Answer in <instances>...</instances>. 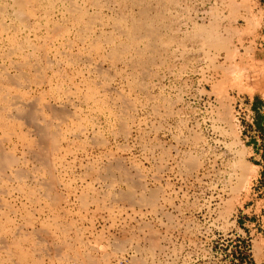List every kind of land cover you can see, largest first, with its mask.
<instances>
[{
  "label": "rangeland",
  "instance_id": "rangeland-1",
  "mask_svg": "<svg viewBox=\"0 0 264 264\" xmlns=\"http://www.w3.org/2000/svg\"><path fill=\"white\" fill-rule=\"evenodd\" d=\"M17 1L0 0V66L31 56L44 67L22 66L29 81L7 90L38 99L44 118L69 95L73 116L57 150L24 155L49 186L29 176L28 196H3L0 264H264L263 175L237 108L264 101V0H20V18ZM75 8L99 17L85 36ZM137 20L153 36L132 39ZM116 45L129 48L108 58Z\"/></svg>",
  "mask_w": 264,
  "mask_h": 264
},
{
  "label": "bare ground",
  "instance_id": "bare-ground-1",
  "mask_svg": "<svg viewBox=\"0 0 264 264\" xmlns=\"http://www.w3.org/2000/svg\"><path fill=\"white\" fill-rule=\"evenodd\" d=\"M22 1V0H21ZM20 0H18L15 4L17 5V12H15V14L17 13L19 18L20 15L22 17V12L24 13V11H22L24 4H22ZM131 2H136L137 0H130ZM14 2V1H13ZM132 2V3H133ZM24 3V2H23ZM115 3V2H114ZM113 3V4H114ZM138 2H136L137 4ZM4 4V3H3ZM14 4V3H13ZM73 4V3H70ZM141 4V3H140ZM162 4V3H161ZM23 5V6H22ZM104 5V4H103ZM152 6V5H151ZM1 10H2V6ZM106 7V6H105ZM136 7V6H135ZM143 7V6H142ZM13 8V7H12ZM149 9V8H148ZM26 10V9H25ZM142 10V9H141ZM70 12L72 10H69ZM74 12H76L77 14L74 16V21L75 24L79 27V29H77L76 31H80L82 32V36H85L86 33L88 32L87 30L90 27H93L92 24L94 22H96L97 24V20L99 19V17L97 15H91L89 14L87 11L85 10H78V8L73 9ZM65 12V11H64ZM141 13V12H140ZM143 13V12H142ZM146 12H144L143 14H145ZM26 14V13H25ZM142 14V15H143ZM25 16H23L24 18ZM72 17V16H70ZM26 18V17H25ZM140 18V17H139ZM1 20V19H0ZM21 20V19H20ZM26 20V19H23ZM145 20V19H143ZM148 20V19H147ZM19 22V21H18ZM17 22V24H18ZM70 22V21H69ZM74 23V22H73ZM95 24V25H96ZM94 25V26H95ZM129 34L132 39L135 38L136 36H138L142 31V33H145L147 35H152L153 32H151V29L147 27V23L145 22H138L137 21H132L129 24ZM76 26V27H77ZM19 27V26H18ZM118 28H120L118 26ZM4 28L2 27V25L0 24V30H3ZM6 29V28H5ZM27 29V27H26ZM42 29V28H41ZM61 29H65L64 28H57L54 32L55 35H61ZM7 30V29H6ZM127 30V29H126ZM248 30V29H247ZM4 31V30H3ZM87 31V32H86ZM92 31V30H91ZM89 31V32H91ZM123 31V30H122ZM20 32V31H19ZM86 32V33H85ZM71 33V32H70ZM202 33V32H201ZM20 34V33H19ZM77 34H79V32H77ZM76 34V35H77ZM143 35V34H142ZM51 36V34H50ZM53 36V35H52ZM65 36V35H64ZM91 36V35H90ZM97 36V35H96ZM140 36V35H139ZM55 37V36H54ZM78 37V36H77ZM81 37V35L79 36ZM99 37V36H98ZM49 38V37H48ZM47 38V40H48ZM88 38V37H87ZM66 39V38H65ZM82 39V38H81ZM131 39V38H130ZM80 40V39H78ZM92 40V39H91ZM52 41V39H51ZM89 41V40H88ZM86 41V42H88ZM93 41V46L94 49L96 47H98L100 45V41L98 40H92ZM155 41V40H154ZM47 43V41H44ZM43 42V43H44ZM82 42V40H81ZM85 42V41H83ZM110 39L109 37L105 36L103 38H101V43H109ZM92 44V43H91ZM70 45V44H69ZM20 46L22 47V45L20 44H14V47L9 49L7 51V54H11L14 51H21L20 50ZM43 46V44H42ZM109 46V45H108ZM129 45H127L126 47H128ZM45 47V46H44ZM124 45H120V46H112L110 47V49L108 50L109 52H107V56L108 58L111 57L112 59H118L122 56V54L124 53V51L127 49ZM25 48V47H24ZM157 48V47H156ZM23 49V48H22ZM41 49V48H40ZM91 50V47L88 48ZM150 50V49H149ZM152 51V50H151ZM6 52V50H5ZM62 52V51H61ZM42 53V52H41ZM83 54V53H82ZM136 54V53H135ZM158 54V53H157ZM157 56V55H156ZM130 57V56H129ZM2 58V57H1ZM24 58V57H23ZM45 58V57H44ZM85 62L89 61V58L83 54L82 57ZM154 58V57H152ZM123 59V58H122ZM134 59V58H133ZM21 60V59H20ZM91 60V58H90ZM102 60V59H101ZM47 58L46 62L44 64H47ZM62 62V61H61ZM125 62V61H124ZM133 66L136 67H141L142 66V61H140L139 59H136L135 61H131ZM12 63V62H11ZM41 63V62H40ZM39 63V64H40ZM90 63V62H89ZM100 63V62H99ZM153 63V62H152ZM13 64V68L15 69L13 73H8L6 71H4L3 67L0 66V206L1 205H5V200L3 199L4 194H8L9 191H13V189L11 187H13L14 189L16 188L18 190H21L24 193V196L27 195L28 196V192L29 189H25V187H20L22 185H20L21 183H23L24 180H28L29 176H32L31 178H40L39 180L37 179L38 183H41L43 186V188L39 187L40 189H44V187H46L48 179L47 177L44 176H37L35 174L28 175V171L25 169V167L23 166V163L25 162V158L24 155L26 154L28 156V153H38L35 151H38L39 148H46L45 152L51 151L54 152L55 150L58 149V134L60 133V131L58 132L57 126L60 125L61 121L64 120V118L67 117V114H71L70 112V97L69 95L66 96V100L62 101L61 103H57L54 105H48L46 104V106L50 107V111L52 112V116H49V118H44L42 116H44V114H42V116L40 115L41 113V108L37 105L38 104V99L36 98H30L28 96H25L23 94L20 93H11L10 91L7 90V83H11V84H15L17 86H25L27 83L26 81L28 80V77L25 75H22L21 73V67L22 66H32V69L36 70L37 74H35L36 76L39 74L38 70L42 69V66H40V68L37 66V63L35 61L34 58H32L31 56L28 58H24L22 61L19 62H15L12 63ZM50 64V63H49ZM11 65V64H10ZM57 65V64H56ZM30 66V68H31ZM146 66V65H145ZM44 67V66H43ZM95 69H98L97 65H95ZM141 69V68H140ZM146 69V68H145ZM148 69V68H147ZM101 70V69H100ZM99 70V71H100ZM133 70V69H132ZM42 71V70H40ZM133 73V72H132ZM42 75V72H41ZM45 75V74H44ZM110 76V75H109ZM112 76V75H111ZM40 77V76H38ZM41 78V77H40ZM43 78V77H42ZM147 78V77H146ZM109 79V78H108ZM134 79V78H133ZM36 80V79H35ZM39 82L40 81H44L43 80H39L37 79ZM137 80V79H136ZM37 82V81H36ZM142 82V81H140ZM45 83V82H44ZM136 83V82H135ZM25 84V85H24ZM138 84V83H137ZM136 84V85H137ZM140 84V83H139ZM138 84V85H139ZM138 88V87H137ZM69 89V88H68ZM109 91V90H108ZM213 91V89H212ZM94 91L92 89H90L87 93L86 96H90V97H94ZM70 94V93H68ZM120 94V93H119ZM121 95V94H120ZM35 96V95H34ZM71 96V95H70ZM128 101V100H127ZM96 103V102H95ZM44 106V107H46ZM157 106V105H156ZM133 107V106H132ZM154 108V106H152ZM52 108V110H51ZM127 109V108H126ZM40 110V111H39ZM123 110V109H122ZM46 113V112H45ZM228 113V112H227ZM69 114V115H70ZM72 115V114H71ZM73 116V115H72ZM76 116V114H75ZM120 116V115H119ZM69 117V116H68ZM121 117V116H120ZM67 119V118H66ZM119 120V119H118ZM121 121V120H120ZM64 122V121H63ZM124 123V122H123ZM28 125L31 127L32 131L38 135V139H37V143L35 144H31L28 141V137H26L25 134L26 132H24V127L28 130ZM62 126V125H61ZM117 126V125H116ZM53 127V128H52ZM123 128V127H122ZM125 129V128H124ZM123 130V129H122ZM81 131H84V128H77L76 129V135L79 133H81ZM94 132V131H93ZM74 135V134H73ZM81 135V134H80ZM94 139V138H93ZM100 139V138H99ZM125 139V138H124ZM193 139V138H192ZM34 141V140H33ZM103 142V141H102ZM99 143V142H98ZM103 144V143H101ZM36 147L38 148V150H36ZM68 147V146H67ZM40 149V150H41ZM43 149V150H44ZM40 154V153H39ZM44 155V153H41ZM51 154V153H50ZM38 155V154H37ZM36 155V157L38 158V156ZM48 155V152H47ZM46 156V153L45 155ZM49 156V155H48ZM47 156V157H48ZM35 157V158H36ZM42 157V156H41ZM40 157V158H41ZM38 158V159H40ZM62 161H63V157ZM59 158V159H61ZM190 157L186 158L189 159ZM28 159V158H27ZM36 159V160H38ZM42 159H44L42 157ZM46 159V158H45ZM49 159V158H48ZM241 160V159H240ZM238 160V169H240L241 171V176H243V172H244V165L241 164V161ZM47 161V159L45 160ZM54 161V160H53ZM196 161V160H195ZM39 162V161H38ZM52 162V161H51ZM108 162V161H107ZM27 163V162H26ZM44 163V162H42ZM59 163H61V161H59ZM65 163V162H64ZM63 163V164H64ZM45 164V163H44ZM236 164V163H235ZM42 165V164H41ZM48 165V164H47ZM43 166V165H42ZM46 167V166H44ZM51 167V166H50ZM90 168V167H89ZM53 169V168H52ZM54 170V169H53ZM106 170V169H105ZM138 171V170H136ZM45 172V171H44ZM50 172V169H49ZM54 172V171H53ZM57 173V172H56ZM118 173V172H117ZM247 173V172H246ZM47 174V173H46ZM245 174V173H244ZM39 175V174H38ZM43 175V174H41ZM45 175V174H44ZM49 175V173H48ZM47 175V176H48ZM130 175V174H129ZM46 176V175H45ZM128 176V175H127ZM246 175H244L242 177V179L245 177ZM51 177V176H50ZM141 177V176H140ZM54 178V177H53ZM124 178V177H123ZM241 178V177H240ZM34 179V180H35ZM52 183V179L50 178ZM140 180V179H139ZM138 180V181H139ZM112 181V180H111ZM26 182V181H25ZM36 182V180H35ZM36 182V183H37ZM243 182V181H242ZM12 183H16L15 186H13ZM26 184V183H24ZM20 185V186H19ZM38 185V184H37ZM41 186V185H39ZM49 186V185H48ZM18 187V188H17ZM48 189V188H46ZM128 190V189H126ZM70 191V190H69ZM131 191V190H130ZM31 192V191H30ZM114 192V191H113ZM135 192V191H134ZM124 193V192H123ZM44 194V193H43ZM106 194V193H105ZM126 194V193H125ZM133 194V193H132ZM140 194V193H138ZM9 195V194H8ZM122 196V195H121ZM153 196V195H152ZM31 197V196H30ZM51 197V196H49ZM57 197V196H56ZM120 197V196H119ZM125 197L128 200H131V193L128 192ZM78 198V197H77ZM94 198V197H93ZM157 198V197H156ZM27 199V197H26ZM81 199V197H80ZM122 199V198H121ZM141 200V199H140ZM138 200V201H140ZM137 201V200H136ZM129 202V201H128ZM24 203V202H22ZM56 203V202H55ZM140 203V202H139ZM153 203V202H151ZM155 203V202H154ZM7 204V203H6ZM84 204V203H83ZM147 204V203H146ZM25 205V204H24ZM55 205V204H54ZM88 205V204H87ZM7 206V205H6ZM17 207V206H16ZM84 207V206H83ZM84 209V208H83ZM89 211V210H88ZM7 212V211H6ZM8 220V219H7ZM4 221V219H3ZM6 222V221H5ZM15 228V227H14ZM17 231V228H15ZM19 229V228H18ZM12 230V229H11ZM77 231V230H76ZM27 233V232H26ZM10 235V234H9ZM4 236V235H3ZM1 237L0 236V242L1 243H5L6 242V237ZM130 240V239H129ZM34 251V250H33ZM66 256V255H65ZM71 258V257H70ZM73 258V257H72ZM89 258V257H88ZM87 258V259H88ZM22 259V258H21ZM106 259V258H105ZM85 262V261H84ZM30 263V262H29Z\"/></svg>",
  "mask_w": 264,
  "mask_h": 264
},
{
  "label": "built area",
  "instance_id": "built-area-1",
  "mask_svg": "<svg viewBox=\"0 0 264 264\" xmlns=\"http://www.w3.org/2000/svg\"><path fill=\"white\" fill-rule=\"evenodd\" d=\"M237 108L242 111V115L240 117V120H242V122L240 121V134L243 137V142H249V144L255 143L258 148V153L262 158L261 160L264 161V146L262 145L264 143V137L256 126L254 120V110L251 103H245L244 98H239ZM254 160L257 161L258 159Z\"/></svg>",
  "mask_w": 264,
  "mask_h": 264
},
{
  "label": "crops",
  "instance_id": "crops-1",
  "mask_svg": "<svg viewBox=\"0 0 264 264\" xmlns=\"http://www.w3.org/2000/svg\"><path fill=\"white\" fill-rule=\"evenodd\" d=\"M253 110L255 113V123L256 126L259 128V130L262 132L263 137H264V101L261 103L260 101H255L253 103ZM264 146V143L262 144ZM254 158L258 159L257 161L254 162L256 166H258L259 171L263 175V182H264V161L261 160V156L258 153V148L256 147V144H249L248 145ZM264 262V260L262 261Z\"/></svg>",
  "mask_w": 264,
  "mask_h": 264
}]
</instances>
